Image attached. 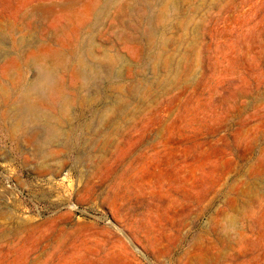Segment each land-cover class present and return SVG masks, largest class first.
<instances>
[{
	"label": "rangeland",
	"instance_id": "obj_1",
	"mask_svg": "<svg viewBox=\"0 0 264 264\" xmlns=\"http://www.w3.org/2000/svg\"><path fill=\"white\" fill-rule=\"evenodd\" d=\"M0 264H264V0H0Z\"/></svg>",
	"mask_w": 264,
	"mask_h": 264
},
{
	"label": "bare ground",
	"instance_id": "obj_2",
	"mask_svg": "<svg viewBox=\"0 0 264 264\" xmlns=\"http://www.w3.org/2000/svg\"><path fill=\"white\" fill-rule=\"evenodd\" d=\"M53 85V80L50 77H47L46 82L39 93L40 96L44 95L46 91ZM19 112L22 116L28 117L30 119L36 120L41 116V112L36 108L35 102L31 99L30 96L26 95L23 101L19 104Z\"/></svg>",
	"mask_w": 264,
	"mask_h": 264
}]
</instances>
